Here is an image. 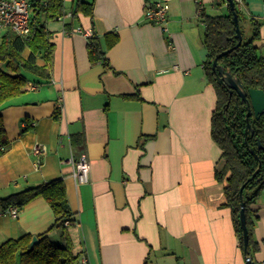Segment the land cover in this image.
Segmentation results:
<instances>
[{
	"label": "crops",
	"instance_id": "0c3cea01",
	"mask_svg": "<svg viewBox=\"0 0 264 264\" xmlns=\"http://www.w3.org/2000/svg\"><path fill=\"white\" fill-rule=\"evenodd\" d=\"M169 5L166 30L144 19L154 2ZM216 0H94V18L50 21L54 45L49 80L28 84L2 105L10 146L0 157V198L61 178L75 225L65 228L86 264H247L224 182V162L210 136L215 90L206 79L200 13L217 16ZM75 0H64L67 14ZM247 38L259 24L264 57V0H241ZM79 27L88 34L76 33ZM96 37L109 68L90 63ZM116 41L111 47L107 42ZM59 114L58 119L54 114ZM24 127L29 130L22 132ZM77 137L75 145L72 138ZM45 147L38 159L36 144ZM85 156L78 182L68 160ZM36 161L39 165L36 166ZM256 213L252 264H264V190ZM54 216L37 198L16 218L0 208V243L52 229Z\"/></svg>",
	"mask_w": 264,
	"mask_h": 264
},
{
	"label": "trees",
	"instance_id": "16d2710c",
	"mask_svg": "<svg viewBox=\"0 0 264 264\" xmlns=\"http://www.w3.org/2000/svg\"><path fill=\"white\" fill-rule=\"evenodd\" d=\"M30 5V34L19 37L6 30L0 37V108L4 103L20 95L30 74L41 80H49L52 69L54 45L52 33L46 24L67 17L64 0H28ZM231 9L227 0H216L215 6H225V13L209 16L200 13L203 24V45L207 51L204 64L208 83L215 90L216 102L210 118V136L221 151L224 166L216 172L218 182H224L226 205L231 210L233 226L238 237L239 247L244 252L243 231L239 216L241 202L244 203V216L248 236L246 260L258 250L253 240L256 212L250 207L264 190V114L256 119L250 115L248 122L250 131L246 132V103L239 95L220 81L213 68V61L234 78L239 79L244 91L260 89L264 91V57L259 55V24L252 23V34L245 37L242 32V16L237 3ZM94 18V0H75V6L68 17L70 22L64 24L68 28L72 21L79 17ZM234 16L238 19L241 42L238 43ZM116 41L112 38L107 42L111 47ZM87 55L90 63L101 62L108 69V62L102 50L101 42L96 37L88 39ZM59 114H54L58 119ZM24 127L22 132L28 131ZM77 137L72 138L75 145ZM10 146L4 128L0 109V157ZM243 191L240 195V189ZM42 198L54 216L52 229H63V246L50 241L48 232L39 235L38 242L31 246L32 236L24 234L17 239H8L0 243V264H82L79 254L72 251L64 223L75 225L64 183L61 178L46 183L28 186L18 192L0 198V208L5 211L16 207L19 211L28 203ZM65 245V246H64Z\"/></svg>",
	"mask_w": 264,
	"mask_h": 264
},
{
	"label": "built area",
	"instance_id": "2783aa9c",
	"mask_svg": "<svg viewBox=\"0 0 264 264\" xmlns=\"http://www.w3.org/2000/svg\"><path fill=\"white\" fill-rule=\"evenodd\" d=\"M237 4H241V0H234ZM169 5L164 2H154L148 4L144 8V19L156 26H160L162 30H166L167 13ZM70 14H67L69 17ZM66 18V17H65ZM64 18H60L62 20ZM10 30L15 35L25 38L30 32V5L28 0H0V37L6 31ZM76 33L88 36L81 28L77 27ZM46 149L43 145L36 143L32 147V154L38 159L45 153ZM73 168V176L78 182H85L89 172V164L86 157L80 156L77 161L72 158L68 160ZM39 162L36 161V166ZM6 212L13 218L18 216L19 210L16 207H9ZM65 227L69 226L68 222L64 223ZM82 264H86L85 258L81 260Z\"/></svg>",
	"mask_w": 264,
	"mask_h": 264
},
{
	"label": "water",
	"instance_id": "95a60500",
	"mask_svg": "<svg viewBox=\"0 0 264 264\" xmlns=\"http://www.w3.org/2000/svg\"><path fill=\"white\" fill-rule=\"evenodd\" d=\"M230 8H233L234 2L233 0H227ZM234 24L236 26V34L238 37V43L241 42L240 30L238 28V19L234 16ZM213 68L217 71L220 81L228 86L231 90L235 91L243 102L246 103L247 113H246V132L250 131V125L248 119L251 114L255 116L256 119H259L264 114V91L260 89H249L244 91L243 86L239 79L234 78L229 72L224 71L221 66L217 65V60L215 59L212 63ZM243 191V188L240 189V195ZM241 228L243 231V242H244V253L248 251V234L246 229V221L244 216V203L241 202V212L239 216ZM38 242L36 236H32L30 245L34 246ZM247 264H252L249 260H247Z\"/></svg>",
	"mask_w": 264,
	"mask_h": 264
},
{
	"label": "rangeland",
	"instance_id": "374dc122",
	"mask_svg": "<svg viewBox=\"0 0 264 264\" xmlns=\"http://www.w3.org/2000/svg\"><path fill=\"white\" fill-rule=\"evenodd\" d=\"M65 232V231H64ZM63 229H58L56 230L54 233H56L55 235H58V237H54L51 236L50 241H52L53 243H56L59 246H63L64 241H63ZM65 246V245H64ZM72 251L76 254H79V246H72Z\"/></svg>",
	"mask_w": 264,
	"mask_h": 264
}]
</instances>
